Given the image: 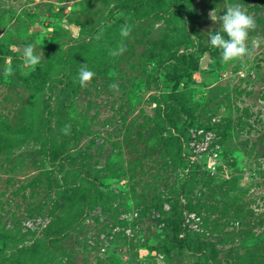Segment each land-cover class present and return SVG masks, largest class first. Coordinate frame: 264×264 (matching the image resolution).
I'll return each instance as SVG.
<instances>
[{
    "label": "rangeland",
    "instance_id": "1",
    "mask_svg": "<svg viewBox=\"0 0 264 264\" xmlns=\"http://www.w3.org/2000/svg\"><path fill=\"white\" fill-rule=\"evenodd\" d=\"M233 3L255 25L225 64ZM161 263L264 264V0H0V264Z\"/></svg>",
    "mask_w": 264,
    "mask_h": 264
},
{
    "label": "clouds",
    "instance_id": "2",
    "mask_svg": "<svg viewBox=\"0 0 264 264\" xmlns=\"http://www.w3.org/2000/svg\"><path fill=\"white\" fill-rule=\"evenodd\" d=\"M211 17L214 22L218 20L219 29L208 34V43L220 50L222 63L227 64L251 55L247 41L249 32L254 28L255 22L253 17L239 3L227 6L219 17L216 15V9H214ZM129 32L130 27L128 25H124L120 29L122 37H127ZM42 56L43 54L37 51L33 44L29 43L23 50V64L25 66H38L41 63ZM29 70H31V67ZM95 75L96 73L86 63L82 64L77 72L79 85L86 87ZM63 131L67 134V128Z\"/></svg>",
    "mask_w": 264,
    "mask_h": 264
},
{
    "label": "trees",
    "instance_id": "3",
    "mask_svg": "<svg viewBox=\"0 0 264 264\" xmlns=\"http://www.w3.org/2000/svg\"><path fill=\"white\" fill-rule=\"evenodd\" d=\"M180 40L178 41L179 43H177L176 47H177V51L180 47H184L188 50L192 49L194 47V39L189 35V33H182L181 34ZM90 46V43H88L86 46L84 47H88ZM118 52V45H112V46H104V47H93V48H89L88 51H84L82 54V57H87L89 56V63L87 64L86 62H83L82 64H87V66L89 68H91L93 71H96L95 67H90L94 64L93 60L95 61V63L100 64L101 66H106V64L110 61L111 59V52ZM80 59H77V61ZM81 64V65H82ZM80 65V66H81ZM180 140V137H179ZM191 180V179H190ZM190 180H187L186 182H191ZM179 215H181L180 217V221H179V227L176 229L175 231V236L176 238H179V234L181 231V224L183 223V214H182V210H179Z\"/></svg>",
    "mask_w": 264,
    "mask_h": 264
},
{
    "label": "water",
    "instance_id": "4",
    "mask_svg": "<svg viewBox=\"0 0 264 264\" xmlns=\"http://www.w3.org/2000/svg\"><path fill=\"white\" fill-rule=\"evenodd\" d=\"M38 30V29H36ZM212 63V60L211 58L209 57V55H205V57L202 59L201 61V68H208L209 67V64ZM219 161L216 159V160H213L211 164H218ZM163 264V263H161Z\"/></svg>",
    "mask_w": 264,
    "mask_h": 264
},
{
    "label": "built area",
    "instance_id": "5",
    "mask_svg": "<svg viewBox=\"0 0 264 264\" xmlns=\"http://www.w3.org/2000/svg\"><path fill=\"white\" fill-rule=\"evenodd\" d=\"M202 133H203V131H200V132H199V134H202ZM205 139H209V136H206ZM204 144H205V141H204ZM213 160H215V158H213L212 161H213Z\"/></svg>",
    "mask_w": 264,
    "mask_h": 264
}]
</instances>
